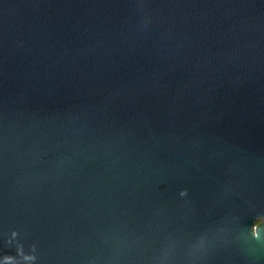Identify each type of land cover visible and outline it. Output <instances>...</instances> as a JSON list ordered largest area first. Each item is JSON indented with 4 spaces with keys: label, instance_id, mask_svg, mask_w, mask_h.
Here are the masks:
<instances>
[{
    "label": "water",
    "instance_id": "95a60500",
    "mask_svg": "<svg viewBox=\"0 0 264 264\" xmlns=\"http://www.w3.org/2000/svg\"><path fill=\"white\" fill-rule=\"evenodd\" d=\"M0 264H264V0H0Z\"/></svg>",
    "mask_w": 264,
    "mask_h": 264
},
{
    "label": "clouds",
    "instance_id": "9594fccd",
    "mask_svg": "<svg viewBox=\"0 0 264 264\" xmlns=\"http://www.w3.org/2000/svg\"><path fill=\"white\" fill-rule=\"evenodd\" d=\"M181 195H184V192H181ZM255 231H256V229H255V225L253 224L252 226H251V232L252 233H255ZM256 237V236H255Z\"/></svg>",
    "mask_w": 264,
    "mask_h": 264
}]
</instances>
